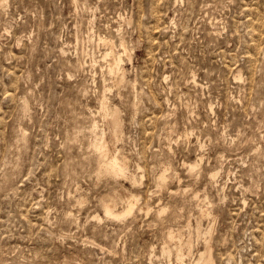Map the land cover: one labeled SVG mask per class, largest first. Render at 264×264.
Returning a JSON list of instances; mask_svg holds the SVG:
<instances>
[{
    "label": "rangeland",
    "instance_id": "obj_1",
    "mask_svg": "<svg viewBox=\"0 0 264 264\" xmlns=\"http://www.w3.org/2000/svg\"><path fill=\"white\" fill-rule=\"evenodd\" d=\"M170 233L264 264V0H0V264H177Z\"/></svg>",
    "mask_w": 264,
    "mask_h": 264
},
{
    "label": "bare ground",
    "instance_id": "obj_2",
    "mask_svg": "<svg viewBox=\"0 0 264 264\" xmlns=\"http://www.w3.org/2000/svg\"><path fill=\"white\" fill-rule=\"evenodd\" d=\"M120 37V36H119ZM123 37V36H122ZM121 39V38H120ZM121 44L124 45L123 41H121ZM125 47V46H124ZM113 48V47H112ZM125 49V48H123ZM110 50V49H109ZM113 51H106L105 53V58H107L108 54L111 55L110 58V62L108 63V71L109 73L111 72L115 74V81H122V79L124 78V68L123 66L119 63L120 62V56H116L113 55V53H111ZM103 53V54H104ZM119 55V54H118ZM103 57V58H104ZM122 62V61H121ZM240 73V72H239ZM113 74V75H114ZM104 99V98H103ZM101 107L102 110L105 114H110V122H109V126H110V133L111 136L113 138H118V136H120L121 134V117L118 115V110L115 107H110L109 104H107L104 100H101ZM106 116V115H105ZM108 116V115H107ZM100 138V137H99ZM120 138V137H119ZM96 139V138H95ZM103 138H100V142L98 141L99 145L101 146L103 145L104 141L102 140ZM96 141V140H95ZM97 143V142H96ZM97 143V144H98ZM94 144V143H93ZM97 144L95 145V147L97 146ZM105 145V143H104ZM97 146V147H98ZM103 147V146H102ZM103 149V148H101ZM106 149V148H105ZM104 150V149H103ZM102 151V150H100ZM101 153V152H100ZM99 153V154H100ZM103 155L102 153L100 154V158H102ZM113 156V155H112ZM200 160V159H199ZM102 170L101 172H109V173H113L115 176H119V175H123L126 172V164L124 159L122 161L119 160V157L117 154H115L111 159L107 158V156L103 159V166H102ZM217 171V170H216ZM218 172V171H217ZM105 174V173H104ZM107 174V173H106ZM128 174V173H127ZM117 176V177H118ZM116 177V178H117ZM131 178V177H130ZM166 178V174L164 172L160 173L158 176V182L162 183L163 181H165ZM213 178V177H212ZM133 179V178H132ZM167 179V178H166ZM156 182V183H158ZM159 185V184H158ZM137 197V196H136ZM113 198V197H112ZM138 198V197H137ZM137 198H135L134 196H132V198L127 199L126 200V206L125 208L118 212L114 209L113 204L111 202H102V206L103 209L105 211L106 214L115 217V218H122L125 217L126 214L132 212L134 206H135V199L137 200ZM102 200V199H101ZM100 200V201H101ZM113 201V200H112ZM198 201V200H197ZM116 203V202H115ZM137 204V203H136ZM199 210V209H198ZM201 213H204V210H201ZM199 224V223H198ZM212 229V228H211ZM209 231V230H208ZM207 231V232H208ZM199 232V231H198ZM205 233V232H204ZM191 235V234H190ZM186 236V237H176L177 235L170 233L168 236L171 237V240L173 241V248L170 249L167 246H163L162 248V253L163 254H167L170 255L171 253H174L176 259H177V264H183V258L185 257V254H189L191 251V244H192V240H191V236ZM198 235V234H197ZM204 235V234H203ZM206 235V233H205ZM210 235V234H209ZM180 236V235H179ZM210 238L207 237L205 238L204 241V245H203V249L201 251L198 252V254L195 256V258L192 260V264H214V258L211 252V245L209 242ZM171 243V242H170ZM168 245V244H167ZM172 245V244H171Z\"/></svg>",
    "mask_w": 264,
    "mask_h": 264
}]
</instances>
